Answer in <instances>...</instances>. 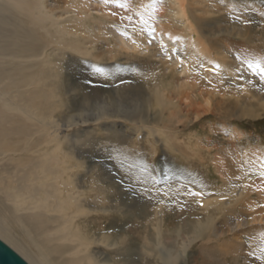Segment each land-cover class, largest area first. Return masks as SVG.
<instances>
[{"label": "bare ground", "instance_id": "6f19581e", "mask_svg": "<svg viewBox=\"0 0 264 264\" xmlns=\"http://www.w3.org/2000/svg\"><path fill=\"white\" fill-rule=\"evenodd\" d=\"M189 4L161 0L153 7L151 0H131L130 9H121L103 0H0V238L30 264H140L132 243L139 218L151 213L147 238L157 248H148L144 264H176L197 242L208 257L217 250L225 264H248L241 233L258 225L264 232V207H258L264 191L257 190L264 187L257 162L264 157V133L246 135L232 127L228 141L211 146V136L180 130L186 120L181 107L201 99L205 113L217 117L262 119L264 81L246 69L242 88L231 78L239 64L235 54L264 57V40L256 44L244 23L207 29L209 19ZM137 14L155 27L152 43L138 22L126 29L130 36L122 35L128 22L120 17L131 15L136 22ZM223 32L239 44L230 35L221 38ZM173 48L183 64L175 55L168 59ZM121 56L147 60L151 73L118 86L126 88L118 98L99 90L91 103L74 104L71 111L81 116L61 125L56 112L62 93L73 90L72 65L106 78L115 71L110 63ZM212 62L222 65L219 75L208 70ZM108 100L115 109L106 108ZM108 141L143 154L152 165L162 154L185 162L189 171L200 161L212 174L199 185L192 178L183 185L166 183V189L157 182L159 202L150 216L141 215L132 212L135 205L119 185H107L95 174L99 165L81 153ZM187 189L203 195H186ZM170 197L185 204L174 227L168 222ZM126 213L128 234L115 229ZM108 221L115 223L113 230ZM237 223L243 227L236 230Z\"/></svg>", "mask_w": 264, "mask_h": 264}, {"label": "rangeland", "instance_id": "374dc122", "mask_svg": "<svg viewBox=\"0 0 264 264\" xmlns=\"http://www.w3.org/2000/svg\"><path fill=\"white\" fill-rule=\"evenodd\" d=\"M192 1L193 0H189V2L192 3V5L193 2L196 5V6L193 5L194 6L193 8L196 9L197 14L201 12V14L199 15L203 17L205 16L204 18L207 17L209 19L207 20L208 21L207 23H209L207 29L208 28L215 29L218 27V25H220L221 27L224 26V27H232V28L235 27L236 25L238 26L243 22H240V20H236L234 18L237 15L243 17L241 19L242 21L244 19L252 21V23L245 25L249 30V36L256 41L255 42L256 44H260L259 42L260 38L264 40V17H261L258 14L259 11H264V6L261 5L260 0H225L224 3H221V0H201L202 2L204 1L203 4L199 0L197 1L194 0L193 2ZM205 4H206V8L204 7ZM230 4L235 5V8L232 10L231 18L228 15H226V13H228L230 10L229 7ZM248 6H250L249 10L245 12L244 9L245 7ZM251 8H256L258 11L253 12L251 11ZM199 9H201L202 11H200ZM205 9L208 10L210 9L211 12L210 11L205 12ZM211 21L213 22L211 23ZM215 21L216 23H214ZM221 27H219V29ZM222 35L224 37L230 35L229 37L233 38L231 34H226L225 32H223L221 36ZM223 36L221 38H224ZM232 40H235L236 43L239 44L240 41L239 39L234 37ZM243 46L240 45L239 47H241V49L245 48V46L244 47ZM146 61L147 60L145 59L143 60L142 58H138V59L133 58L132 60H127L125 59V56H121L120 60L110 63L115 71L114 73L109 74V76L106 78H99L95 76L92 72H90V70L85 69L81 65L76 67L72 65V69L74 70V71L71 70L73 74L72 85L74 92L72 90L70 93H66L67 95L65 94V91L64 93H62L63 95L61 96L62 97L61 101L64 103L63 106L60 107L56 112L57 114L56 118L59 119V122L61 123V125H63L65 123L67 124L69 121H72L73 118L80 117L81 116L79 115L80 111H77V113L76 111L73 110L71 111L73 105L75 104L81 107L83 105L89 104V102L91 103V101L96 96L95 94L101 91L104 92L106 90L107 91L109 90L114 97L118 98L119 95L125 93L126 88L121 89L123 84H131L136 78L143 80L146 77V75H149L151 73L150 72L151 65H148ZM154 66L156 67V69L160 67L158 64H155ZM78 67L79 70L77 69ZM178 67H180V65ZM121 80L123 81V83ZM118 86L121 87L119 88ZM92 90L94 91L93 92L94 94L91 92ZM112 101L113 100H108L109 105L106 106V108H110L111 110L115 109V102ZM186 102L187 101H184V103ZM206 108H207L206 104L205 103L203 104L201 99L194 102V104L188 105V107L184 104L181 107V110L183 113L182 115L185 117L186 120L181 124L180 130L182 129L183 132L194 131L197 134L203 136L204 138L205 135L206 137L211 136L212 140L215 142V143L213 142L211 146H214L215 144L217 146H220V144L224 143V141L226 140L228 141L229 135L227 134L230 133L229 130L231 131L232 127H236V128L238 127L244 130L246 135H253V134L257 135L258 133H262V134L264 133V117L262 119L253 120V121L252 120L248 121L245 119L229 120L224 117H217L213 115L210 110L206 111L205 113ZM82 112L83 115L90 114L89 111H87V113L86 111H82ZM197 114H199L200 116L197 117L196 116ZM191 118L193 120H191ZM125 123L126 122H124V124ZM55 136L56 133L54 132V130L53 129L49 130V135H48V137H50L49 139H53L55 138ZM125 146L126 145H124V147L123 146L119 147L115 143L108 141L107 143L105 142V144L96 145L95 149L92 150L86 148L87 152L84 149L81 151V153L84 158L86 157L85 159L88 161L90 165H94V162L99 165L95 174L98 175L99 177H103L107 181L106 183L107 185L110 184L111 182H114L116 186L119 185L127 201L129 198L130 204L135 205L134 209L132 207V212L136 211L137 213H141V215L150 216V211L152 212L153 209L157 206L159 202L158 199L159 193L154 191V187L158 183L166 189L167 188V186L165 185L166 183L172 185L173 184L183 185L184 183L191 181L192 178V181L198 182L199 185L202 184L203 182V181L201 182V180H203V178L205 179L206 173L212 174L211 170L207 171L206 169L208 167H206V165L204 164L205 165L204 168V166L200 163V161L195 162L194 165L190 164L192 168L191 171H189L187 170L188 165L185 162L179 161L174 158L166 157L162 154L157 157L155 165H152L151 163L148 162L147 157L143 156V154L136 156L134 155L135 154L134 151L132 152L131 149L128 150V148H126ZM145 166L148 169L147 172L142 171V169ZM204 170L206 172H204ZM112 189L110 188V190ZM143 189H148V191L145 192L143 191ZM171 199L172 198L170 197L169 201ZM177 203L178 202H176L175 204L173 203L169 204L170 205L169 209L172 210V216H169L168 222L169 225H172L173 227L175 226V224L181 222L180 218H183V215H181L180 212L181 208L180 206H178ZM151 217H152V213L148 219H144L141 216L139 218L138 233L137 235L134 234V237H136V239L133 240L132 245L133 247L136 245V247L134 248L136 252L140 254L139 256L140 264H144L145 261L148 259V257L144 255V254H148L149 252L148 248L151 247L153 249L157 248L155 243L148 242L149 240L147 238V234L150 235L151 234L150 231L152 230L150 223ZM107 223H108V227H107L108 230L109 229L113 230L114 229L113 227H116V226H112L113 224H115L113 222L108 221ZM128 223L129 222L126 213L125 218L121 222H119V224H116L118 225L117 228H115L116 231L123 233L126 232V234H128V225H129ZM92 227L95 228L93 225ZM261 230L262 227H259L258 225V226H253L251 228H247L241 233L242 241L245 243L247 251L257 250L258 246L261 243H264L263 240L264 237L261 236V232H262ZM200 244H201L200 242H197L191 247H189V249L184 253L186 259L182 257L178 260L176 264H225L224 261L222 262L223 260L222 254H220L217 250H215L214 253L211 254L212 256L208 257L202 252V249H200L199 247ZM176 248L177 250H180L181 254H183L182 247H176ZM257 255H259L258 250H257ZM230 263H232V261ZM248 264H260V262L258 260L252 259L251 261L248 262Z\"/></svg>", "mask_w": 264, "mask_h": 264}, {"label": "snow or ice", "instance_id": "6c2138e0", "mask_svg": "<svg viewBox=\"0 0 264 264\" xmlns=\"http://www.w3.org/2000/svg\"><path fill=\"white\" fill-rule=\"evenodd\" d=\"M103 2L105 4H116L119 6V8L121 9H130V3L131 0H103ZM161 2V0H151V3L153 5V7H155V5L157 3ZM225 0H221V3H224ZM261 5L264 6V0H260ZM249 7H245L244 11L247 12L249 10ZM235 8V5H231L230 6V10L228 13H226V15H228L230 18L232 17V10ZM251 11L253 12H257L258 10L256 8H251ZM113 16H116L117 13L116 12H111L110 13ZM259 16L264 17V11H259L258 12ZM138 15V21L134 22L133 21V16L131 15H126V16H121L120 19L121 21H127V25L125 26V30L122 32V35L124 36H130V33L126 30L128 27H135V23H139L140 25H142V32L147 33V35L150 37V39L148 40V43H152L153 39H154V33L156 31L155 27L149 24V21L146 20L143 15L137 14ZM236 20H241L240 16H236L235 17ZM244 24H249L252 23L251 20H243L242 21ZM172 39L174 41H178L181 38L180 37H172ZM135 42V41H133ZM171 55H168L167 51L165 52L166 55H168V59H172L173 55L176 56V58L180 61L181 64L184 63V60L180 54V50L178 48H173L171 49ZM235 59L237 61H239V64L236 65L233 69V76L231 78V82L237 87V88H242L243 84L242 82L245 79V76L243 75L244 70L246 69L248 72L252 73L254 76H258L260 81H264V57H256V56H244L241 55L239 52H237L235 54ZM95 68V71L100 73L103 71L102 68L100 67H96L93 66ZM200 68H203L204 65L200 64L199 65ZM209 71H211L213 73V75H219L221 73V71H223L222 69V65L216 62H212V67L210 69H208ZM223 82V81H221ZM123 83V81H122ZM209 83H211V81H209ZM249 84H253L252 80H248ZM261 91H264V89H261ZM257 162H258V175L261 178L262 181H264V157H258L257 158ZM142 171L147 172L148 169L145 166ZM245 187H248V185H245ZM258 191H264V187H261L259 189H257ZM143 191L147 192L148 189H143ZM162 191V195L165 197L169 196V192L168 191ZM186 195L189 196H202L203 193L202 192H196V191H192L191 189H187L186 190ZM222 199H227V197H222ZM160 203H164V200H160ZM170 203L175 204L176 200L175 199H171ZM179 206L181 208L185 207V204L181 201V203L179 204ZM258 207H264V205H258ZM250 219V217L248 218ZM243 227V225L237 223L235 225V229H241ZM261 236L264 237V232H261ZM257 250L259 251V255H257ZM257 250H250L247 251L244 255L247 257V259L249 261H251L252 259L258 260L260 262V264H264V243H261L258 246ZM240 264H244V261L242 260L240 262Z\"/></svg>", "mask_w": 264, "mask_h": 264}, {"label": "water", "instance_id": "95a60500", "mask_svg": "<svg viewBox=\"0 0 264 264\" xmlns=\"http://www.w3.org/2000/svg\"><path fill=\"white\" fill-rule=\"evenodd\" d=\"M0 264H29L19 253L0 239Z\"/></svg>", "mask_w": 264, "mask_h": 264}]
</instances>
